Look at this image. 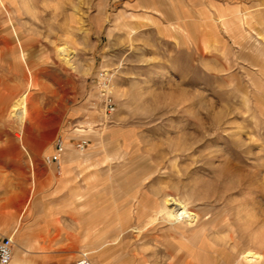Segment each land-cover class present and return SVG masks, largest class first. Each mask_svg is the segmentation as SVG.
Wrapping results in <instances>:
<instances>
[{"label":"rangeland","instance_id":"374dc122","mask_svg":"<svg viewBox=\"0 0 264 264\" xmlns=\"http://www.w3.org/2000/svg\"><path fill=\"white\" fill-rule=\"evenodd\" d=\"M263 2L0 0V232L68 132L88 141L86 178L107 149L134 186L149 173L150 223L204 246V263L264 264ZM169 198L196 218L176 220Z\"/></svg>","mask_w":264,"mask_h":264},{"label":"crops","instance_id":"0c3cea01","mask_svg":"<svg viewBox=\"0 0 264 264\" xmlns=\"http://www.w3.org/2000/svg\"><path fill=\"white\" fill-rule=\"evenodd\" d=\"M63 136L69 156H62L59 167L44 159L28 205L13 224L16 262L75 264L89 252L92 264H207L204 246L183 248L180 234L166 235L163 222L150 223V209L161 199L146 186L149 173L137 177L140 183L134 186L133 170L119 168L123 161L107 149L90 161L99 165L88 169L86 178L76 152L81 139L68 132ZM203 238L197 244H209L210 252L211 241ZM183 249L189 257L185 262Z\"/></svg>","mask_w":264,"mask_h":264},{"label":"built area","instance_id":"2783aa9c","mask_svg":"<svg viewBox=\"0 0 264 264\" xmlns=\"http://www.w3.org/2000/svg\"><path fill=\"white\" fill-rule=\"evenodd\" d=\"M106 93L104 94V104L105 110L109 113L113 112L116 109V102L114 101L113 97L108 94L109 90V83H106ZM88 141L80 140L78 143L79 149H84ZM65 152V141L63 138H58L55 143L54 152L50 155L46 156L47 163H53L60 166L62 156ZM14 255V235H3L0 232V264H10ZM75 264H92L89 258V252H82L79 259L76 261Z\"/></svg>","mask_w":264,"mask_h":264},{"label":"bare ground","instance_id":"6f19581e","mask_svg":"<svg viewBox=\"0 0 264 264\" xmlns=\"http://www.w3.org/2000/svg\"><path fill=\"white\" fill-rule=\"evenodd\" d=\"M264 3V2H263ZM259 6H260V3H258ZM6 6V5H5ZM5 9L9 12L10 11V8H8V6L5 7ZM241 17L237 16V20L238 22L236 23L237 27H241L242 26V21L240 19ZM231 20H228V19H225V25H228V23L230 22ZM231 25H232V22H231ZM12 26V25H11ZM13 27V26H12ZM256 39V38H255ZM22 54L23 56H25L24 54V50H22ZM65 57H66V52H65ZM62 60L67 63L68 60L67 58H62ZM26 97L27 95L25 94L22 98V102L20 104L17 105V107L15 108L17 110V116L19 117H24L25 116V113H26ZM19 138V137H18ZM68 148V146H67ZM67 148H65V152L63 154V157L67 154L68 155V152H67ZM70 151V150H69ZM75 153V152H74ZM66 155V156H67ZM69 156V155H68ZM169 201L167 202V205L170 206V214L171 216H173L176 220L178 221H183L185 219L187 220H194L196 218V213L190 211L182 202H179L177 201L176 199L174 198H169L168 199ZM168 208V207H167ZM155 218H158L159 215L156 214V216H154ZM13 260V259H12ZM12 262V261H11Z\"/></svg>","mask_w":264,"mask_h":264}]
</instances>
